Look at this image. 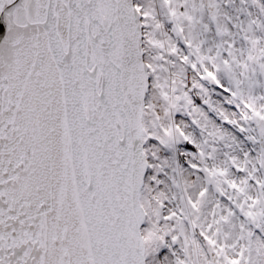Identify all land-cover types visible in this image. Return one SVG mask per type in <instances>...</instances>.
<instances>
[{
	"label": "snow or ice",
	"instance_id": "snow-or-ice-1",
	"mask_svg": "<svg viewBox=\"0 0 264 264\" xmlns=\"http://www.w3.org/2000/svg\"><path fill=\"white\" fill-rule=\"evenodd\" d=\"M0 264H264V0H0Z\"/></svg>",
	"mask_w": 264,
	"mask_h": 264
}]
</instances>
